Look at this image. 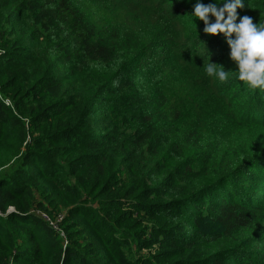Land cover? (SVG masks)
<instances>
[{"label":"trees","instance_id":"16d2710c","mask_svg":"<svg viewBox=\"0 0 264 264\" xmlns=\"http://www.w3.org/2000/svg\"><path fill=\"white\" fill-rule=\"evenodd\" d=\"M242 2L237 23H264V0ZM196 3L215 0H0V92L14 102L0 97V155L17 157L0 172V264H140L126 251L135 212L167 226L138 233L161 264H264V88L237 78ZM71 80L96 90L95 112L67 111ZM26 81L62 103L27 123ZM60 208L61 231L35 212Z\"/></svg>","mask_w":264,"mask_h":264},{"label":"rangeland","instance_id":"374dc122","mask_svg":"<svg viewBox=\"0 0 264 264\" xmlns=\"http://www.w3.org/2000/svg\"><path fill=\"white\" fill-rule=\"evenodd\" d=\"M1 48V47H0ZM1 51V50H0ZM1 53V52H0ZM4 72H11L10 69L5 70ZM13 73V72H12ZM19 73L14 72L11 77L13 75H18ZM6 75V74H5ZM105 83V81H108L106 78H101ZM19 81H15V85H18ZM40 82H36V81H26L25 83V89L28 88L29 92L31 91V96H29L30 100L32 101L25 109V113H26V122L29 123V113L30 112H34L36 111V109H38L39 107L43 106L44 104L53 101L55 104H60L62 102H60L61 100H55L52 99L53 97H51L50 95H48L45 90L43 88H41ZM96 90L85 86L82 88L80 81H76V80H71L65 83V88H64V93L62 97H60L63 100H67L68 103V107H67V111H70L71 109L74 110L75 106H77V110L81 116L85 115V110L88 111L89 113H92V111L95 110V107L93 106V104L95 103V101H97L96 98V94H95ZM80 93V94H79ZM0 97L3 99V101L6 103H8V105L10 107H13V99L3 93L0 92ZM77 104V105H76ZM74 110V111H75ZM93 112V113H94ZM89 118V117H87ZM86 118V119H87ZM115 121L116 117H112ZM84 119V118H83ZM90 119V118H89ZM89 120H84V122L82 123L83 127H88L89 126ZM92 124H96L95 128V135H99V126L102 125L103 121H101V117L94 120V117H92ZM90 122V123H91ZM103 126V125H102ZM107 133V131H106ZM37 135V133L35 134V136ZM15 159L17 160V157H13L12 156H6L3 157V155H0V172L2 171H6L8 169H10L12 167L13 162H15ZM116 164V163H115ZM126 168L121 164L118 163L117 165L114 166V170H113V174L114 177L117 179H127V175H126ZM73 182V180H72ZM38 200H41V198H38ZM43 200V199H42ZM94 203V202H93ZM45 204H47V202L45 201ZM97 204V203H95ZM51 207V206H50ZM52 208V207H51ZM52 213H44V211L42 210H36V213H40L41 216L43 215L44 217H46L45 215H47L48 220L45 219L49 224L50 221L54 223H52V225L55 227V229H57L58 231H60L59 229H62V224L64 222V216L66 215L67 211L64 208H60L59 210L56 209H52L51 210ZM141 214L145 215L144 212H141ZM52 215H55V217H51ZM134 217H136L139 222L135 223V226L132 227L130 225H128L125 229L127 231V237H128V241L130 243V245L128 246V248L126 249L127 251V255L130 259L133 260H137L139 261L140 264H146V260H150L152 261L151 264H161L164 261H160L159 255L160 253L163 251V249L160 247L159 243H153L151 247L149 248H143L141 246L140 243V237L138 236L139 231H143L144 232V237L142 238L143 241H151L152 236L154 235V233H158V231H160V229H164L167 228V226L165 225V223H162L159 220H154L150 217L145 218L144 220H142V215L137 214L135 212ZM61 235H63V233L61 232Z\"/></svg>","mask_w":264,"mask_h":264},{"label":"clouds","instance_id":"9594fccd","mask_svg":"<svg viewBox=\"0 0 264 264\" xmlns=\"http://www.w3.org/2000/svg\"><path fill=\"white\" fill-rule=\"evenodd\" d=\"M217 4H222L217 7ZM242 0H215L207 6L196 3L191 16L203 21L205 34H223L230 49L229 59L236 65L237 78L253 89L264 88V23H253L245 15L237 23V9L243 8ZM214 18L210 22L209 17ZM205 72L220 82L229 78L222 65L208 63Z\"/></svg>","mask_w":264,"mask_h":264},{"label":"built area","instance_id":"2783aa9c","mask_svg":"<svg viewBox=\"0 0 264 264\" xmlns=\"http://www.w3.org/2000/svg\"><path fill=\"white\" fill-rule=\"evenodd\" d=\"M6 105H8V103H6ZM8 106H9V105H8ZM39 214H40V213H39ZM40 215H41V214H40ZM45 216H46V217H44V216L42 215V217H43L44 219H47V220H48V218H47L48 216H47V215H45ZM52 223H53V222L50 221V225H51V226L54 225V223H53V225H52ZM53 227H54V226H53ZM60 231H61V230H60Z\"/></svg>","mask_w":264,"mask_h":264}]
</instances>
